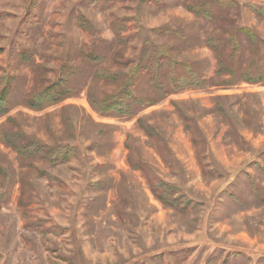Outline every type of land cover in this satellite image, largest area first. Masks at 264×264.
Masks as SVG:
<instances>
[{
	"label": "rangeland",
	"instance_id": "obj_1",
	"mask_svg": "<svg viewBox=\"0 0 264 264\" xmlns=\"http://www.w3.org/2000/svg\"><path fill=\"white\" fill-rule=\"evenodd\" d=\"M208 1L0 0V76L11 86L0 118V264H264V20L249 10L264 0H228L213 22L187 9ZM231 34L242 49L235 82L215 73L206 44ZM162 53L206 86L159 99L139 74L136 96L157 105L129 118L90 104L91 87L100 98L122 87L97 78L87 54L128 74ZM246 69L260 83H244ZM171 72L161 74L166 86ZM60 79L71 98L43 112L25 106L36 86ZM6 128L78 155L29 167L3 144ZM156 180L180 191L186 213L154 198Z\"/></svg>",
	"mask_w": 264,
	"mask_h": 264
},
{
	"label": "trees",
	"instance_id": "obj_2",
	"mask_svg": "<svg viewBox=\"0 0 264 264\" xmlns=\"http://www.w3.org/2000/svg\"><path fill=\"white\" fill-rule=\"evenodd\" d=\"M214 8L227 9L229 11L230 2L228 0H216L187 6L191 13L209 22L219 19L213 11ZM249 10L257 19L264 20V7L250 6ZM221 19H225V17ZM80 29L86 30V24L82 18H80ZM237 31L241 32L252 45L256 42V36L250 30L238 29ZM118 38L123 42L120 34H118ZM206 44L217 58L215 73L218 76H229L230 80L235 82L236 67L231 62H234L237 57L242 55L238 38L234 34L229 35V37H209ZM87 59L97 67L95 73L97 78L122 87V90L117 94L106 95L102 98L95 93L94 87L88 90L87 97L90 104L103 116L116 115L131 118L137 114V108L147 109L158 104L157 99L138 98L136 96L135 81L138 79L139 74L150 75L149 84L159 99L167 98L174 93L188 89H201L207 84L191 67L186 64L175 63L165 53L153 59L151 64L136 67L128 74L122 71L111 72L103 68L104 58L100 55L87 54ZM31 66L33 71H38L35 63H32ZM178 66L183 67L185 75L176 73ZM164 69L172 71L167 86L160 79ZM261 78V76L255 77L249 69H246L240 76V79L247 84L260 83ZM10 94V81L7 77L0 76V118L11 112ZM73 95L74 91L70 87L69 81L60 79L49 85H44L41 89L36 86L26 98L25 106L35 112H43L47 108L63 103ZM182 117L185 122H188V117ZM13 123L12 119H8V125L11 126ZM145 132L153 138L154 135L151 129L145 128ZM1 137L3 144L13 149L29 167H34V163L37 161H45L54 166L68 164L78 155V150L75 147L48 146L24 132H15L12 128H6L2 132ZM151 193L164 206L175 208L183 213H186L190 207V204L186 203L185 197L180 194V191L167 182L153 181Z\"/></svg>",
	"mask_w": 264,
	"mask_h": 264
}]
</instances>
